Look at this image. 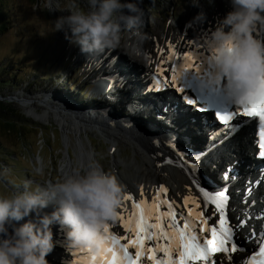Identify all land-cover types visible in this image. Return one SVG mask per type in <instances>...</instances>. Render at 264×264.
<instances>
[{"label": "clouds", "instance_id": "1", "mask_svg": "<svg viewBox=\"0 0 264 264\" xmlns=\"http://www.w3.org/2000/svg\"><path fill=\"white\" fill-rule=\"evenodd\" d=\"M214 5L215 0H207ZM231 10L220 17L204 46L207 55L206 79L225 87L236 108L249 107L264 97V0H228ZM143 0H87L81 10L77 0L66 7L70 14L54 21V31H63L70 45L86 56H98L120 45L121 32L140 35L143 26ZM201 7L200 0H191ZM207 20L200 11L193 18ZM22 189V190H21ZM119 177L93 162L84 169L44 185L22 187L10 196H0V264H49L48 254L54 249L52 226H66L67 239L73 248L90 250L94 255L107 251V229L118 219L125 195ZM50 205L55 209L45 211ZM29 218L24 223H19Z\"/></svg>", "mask_w": 264, "mask_h": 264}, {"label": "rangeland", "instance_id": "2", "mask_svg": "<svg viewBox=\"0 0 264 264\" xmlns=\"http://www.w3.org/2000/svg\"><path fill=\"white\" fill-rule=\"evenodd\" d=\"M37 2L38 5L32 6L29 0H13L12 8H16L15 13L12 14L13 22L9 30L0 36V59H3L1 62L6 64L7 68L14 66L17 70V77L20 73L23 77L22 81L13 79V82L19 85L17 89L12 90L9 87L2 89L0 92L1 98L5 100V98L14 97L17 101L14 104L36 120L25 116L35 127L24 128L25 140L19 146L11 145V140L4 135L2 136L3 141L12 146L13 151L17 154L15 155V163L7 166V171H4V175L0 176V196L12 195L15 190L21 187L19 181H30L31 187L34 188L38 185H44L46 181H55L62 177L61 169L65 162L72 160L77 165V155H80L81 151L79 143H82L87 151H92L90 153L97 157V161L93 162L102 166L106 171L114 172L117 176L118 172H123L134 177L133 169L126 167V164L120 166V169H117L113 164L114 156L118 157L120 155L122 160L126 162L134 158L131 148L127 145L120 143L118 148L121 151L114 152L112 147L102 142L95 133H81L82 137L78 138L67 130L63 129L61 131V126H59L58 131L56 125L44 122L36 117V113L44 112V107L41 104L45 105L46 103L40 97L46 96V94L55 95L52 100H46L47 103H59L60 94L62 97L72 98L77 103L80 102L79 104H87L83 107H88V110L91 108L110 109L115 113H119L120 116L126 117L128 113L135 112L134 109H126L129 105L125 106L124 103L122 106L120 104L125 99H132L130 94L126 95L127 98L123 93L115 94L117 95L115 99L117 103L115 104L110 102L113 98H108L107 105L99 106V103L95 102L96 98L102 101L105 99L102 95H97L96 90L93 89V76L88 74L89 70L85 71L86 68L82 65L83 55L78 47L69 44L63 31H54L53 28L55 19L70 13L67 10H48L49 5L53 8L63 9L67 6L69 0H37ZM200 2L201 7H195L192 5L191 0H143L142 7L144 8L145 17L140 35L123 30L120 45L114 51L116 54H120L119 58L123 59L124 62L128 60V62L143 67L147 64V59L150 58L151 54L154 58H157V66L159 67V63H161L162 67L166 69L165 72L172 78L173 73L170 72V69L173 66L170 67V61H173L174 55L179 56L172 53L173 45H178V47L186 45L187 53L193 50L196 55L200 52L206 55L207 49L204 44L207 35L210 34L217 20L231 10L228 0H215L214 5H209L207 0H200ZM77 5L81 10H85L87 9V0H77ZM200 11L207 14V20L204 23H198L193 19ZM259 30L262 31L263 29ZM259 30L257 35L260 32ZM184 53L186 52L184 51ZM201 59L203 60V57ZM104 60L108 63L107 59L100 57L101 62ZM89 63L90 66L96 64L95 61L91 62V59H89ZM173 63L172 65L175 64ZM33 82H39V84ZM168 91L170 90L168 89ZM178 96L182 97L181 95ZM46 98L50 99L49 96ZM130 101L133 102L132 106L137 107L136 114H138V108L141 107V104L137 103L138 101ZM22 104L27 105V107H21ZM124 106L125 109H123ZM164 106L167 105L164 104ZM128 117L132 118L131 116ZM133 117L139 119V125L142 127L146 124L153 125L165 135L170 133L167 129L171 127L165 126L157 119L153 120L151 116L146 120L141 116ZM142 119L146 122H143ZM171 129H174V127ZM174 130L189 141L186 135H182L183 132L180 129ZM196 132L195 134H197ZM88 136L91 138V144L88 141ZM191 141L193 142L192 139ZM23 147H26V149H23ZM67 147L72 159L67 157ZM189 148L200 154L198 161L204 158L203 163L213 156L212 154L202 156L204 148L194 149L191 146ZM234 159H236L235 156ZM11 169H14V174H17L18 177L10 173ZM53 208L51 209L54 210ZM27 219L29 218H25L23 221L26 222Z\"/></svg>", "mask_w": 264, "mask_h": 264}, {"label": "bare ground", "instance_id": "3", "mask_svg": "<svg viewBox=\"0 0 264 264\" xmlns=\"http://www.w3.org/2000/svg\"><path fill=\"white\" fill-rule=\"evenodd\" d=\"M142 6H143V3H142ZM257 36H258V38L264 39V29L262 31H260ZM202 47H201V49H202ZM173 49L176 50L175 54L179 55L177 63H179L180 66L182 64H188V63H192L194 65L195 64L203 65L204 60H205V56L207 55V53H206V55L204 54L205 55L204 56L203 54H201V52H200V54L196 55V53H194L193 50H191L189 52L192 54L193 58H192V60H189L188 58L184 57V51L187 52L186 51L187 50L186 45H182L181 47H178V45H175V46L173 45ZM94 57L95 56H91V58H90L91 62L94 61V60H92V59H94ZM202 57H203V60L201 59ZM170 62H171L170 67H172L173 61H170ZM206 70L208 71L207 68H206ZM206 74H207V72L204 75L199 76L198 74H194L191 71H187V73L185 74V83L191 87L193 92H195L196 89L198 88V84L200 81L205 82V83H210L206 79ZM100 86L101 85L99 83L100 90H104V89H101V88H103V86L102 87H100ZM129 90H131V89L128 88L126 91L122 92L123 95L124 96L129 95L128 94ZM168 92L170 94L169 99L174 98L173 97L174 95L170 91H168ZM97 93L98 92L96 91V94ZM111 96H114V98L110 102L113 104L117 103V101L115 100L117 95L112 94ZM164 96H165L164 97L165 99H163V100L168 101V95H164ZM103 98L106 99L104 96H103ZM126 98H127V96H126ZM110 102H108V103H110ZM176 102H179V105L183 108L184 112H188V116H187L188 120H186V117L178 118V119H182V120H178V122L181 123L182 126L178 127V126L174 125V129H180L183 132L182 135H186V137L189 138V141L185 140L181 135H179V133L176 130L171 129L173 127H171L170 129H167L170 131V133L167 135L174 138L173 141L182 142V143L186 144L187 146L193 147L194 149L195 148H205V146L203 144H201V142H200V140L204 138V135H206V134H204L205 129L203 128L205 123H202V121H200L199 117H198L200 114L197 112L196 109H194V111H189L188 108L186 106H184L181 103V101H178L177 99H176ZM124 103H125V106H127V105L131 106V107L127 106V108H126L127 110L128 109H130V110L134 109L135 110V112L132 111V112L128 113L127 114L128 116H131L132 118H134L133 116H141L142 118H145V120H146L149 118L150 115L151 116L153 115L152 116L153 120L156 119L155 118L156 114L148 111L150 109H146V108L145 109H139L138 108L139 113L136 114V112H137L136 108L137 107L132 106L133 102L131 103L130 98L128 100L125 99V101H122L120 104L123 106ZM50 104L52 105V109H53V112H54V115L56 117L58 124H60L64 129L75 130L77 133H81L85 130L86 131L88 130L87 129L88 124L98 123V124H100L103 132L109 133V138H112L111 140L113 142V145H115V144L119 145L121 142H128L129 145L132 146V148L134 149V158L132 160L126 162L125 160H122L120 155L118 157L114 156V161H113L114 163L113 164L117 169H120V166H122L123 164H126V167H128L129 169H131V170L133 169L134 177H131V175H128V174H124L123 172H118V176H119V179L121 180V182L125 185V188H126L125 195L126 194L132 195L133 199L137 202H139L141 200L145 201V207L148 210L149 214L151 215V219L149 220L150 223H157L155 221L156 217L163 215L164 220L162 222V225L164 226L165 231H170V229L167 227V225L169 223H171V218L167 215V213H169L170 211H174L176 213L177 223L179 224L180 227H182L183 223H184V218L188 216V209L189 208H193L194 212L203 210L202 203L199 199V192L197 189V183H194V179L186 175V171H185L184 167H182V170L184 173H181V171L173 168V165H171L168 168V166L171 164V160L166 155L167 154L166 152H165L166 153L165 154L162 150H159L160 154H159L158 158H155V156L157 155V152H158V150H157L158 145L151 144L152 138L147 136L145 133H143L142 126L139 125V123H137L136 125H133L131 128L126 127L125 129H122L117 124L113 123L114 119L107 118V117L95 116L98 113H94V117L91 118V120H87L85 117L83 119H79L78 117H76L75 119H72V118H68L67 115H65V112H63L64 110H62L59 107V105L53 104V103H50ZM134 104L136 105V103H134ZM164 104L168 105V103H164ZM21 106L23 108L27 107V105H23V104ZM125 106L123 109H125ZM199 107H201V106L199 105ZM159 110H161V109H159ZM29 112H32V111H29ZM141 114H143L144 116ZM166 115L168 117H170V116L174 117L176 115V113L173 111L170 112L168 110L166 112V114H162V118L166 117ZM36 117L41 119V120H44V118H45V117L41 116L40 114H36ZM193 118H196V120L192 122ZM157 121L160 122L161 119H159V120L157 119ZM208 121H210V120H208ZM147 123H150V122H147ZM198 127H200V130H202V133L195 134V131H198ZM243 138L247 139V142L250 145L252 144L253 136H251L249 133H247V134L244 133ZM191 139L193 140V142L191 141ZM81 144L82 143H79L81 153L78 157V164L75 165V163H73L72 160L65 162L62 165V169H61V173L63 176L72 174L74 172V170H76V169H84L90 163H92L91 159H90V157L93 158V155L90 153L92 151H90V152L87 151L84 148L83 144H82V146H81ZM231 147H235V149H234L235 151H233V153H235L237 157H240L239 155H242L243 158H241V159L246 160L244 158L245 157L244 153H248V150H247V145L243 142V140L239 139V137L236 136V141H235V143H233V145ZM163 148L166 149V146H163ZM224 150H225V148H224ZM84 152H88L89 155L84 154ZM221 153H223V151H221ZM227 153H228V149L226 148V152L224 153L226 155V157H228V154H229V153L228 154ZM219 155L220 154H216V156L213 155V156H211V158L209 160H207V159L206 160L211 161V159L214 157H220ZM67 157H70L68 152H67ZM233 157L234 156H232V161L234 160ZM203 159L204 158H202L199 161H198V159H196L199 166L204 165L205 162L204 163L202 162ZM213 160L214 159H212V161ZM222 165H223V163H221V162H216V163L213 162V164H212L213 168H212V166L210 168H204L203 173H205L207 176H211L212 175L211 172H215V170H217L219 167H222ZM241 165L242 164H240V166ZM235 171L231 172V173H233V174H231V177L237 175L235 173ZM135 174H136V176H135ZM239 179H240V176H238L233 181H230V182L225 181L224 184L228 183L229 185H231L232 183H236L232 188V191L235 194L236 191L238 193V190H239V187L241 184L240 182H238ZM161 188H166L167 191L163 192L160 190ZM141 189H143V193H144L143 196L140 195ZM262 190H263V187L261 188L260 191H262ZM242 194H243V191L239 195L241 196ZM185 197L194 198L199 203L200 208L199 209L195 208L191 201H188L186 204L185 203ZM243 198H244V195H242V197H241V200H240L241 202H242ZM154 203L159 204L158 210L151 207ZM164 203H166L165 206H164ZM169 203L172 204V209H169V206H168ZM121 205L122 206L119 208V213L123 214L125 219H127L129 216H132L133 212L135 211L133 209V201H128V200L123 199V202ZM55 207H56V205H50L47 209H45V211L48 213H51L53 211L51 208L55 209ZM205 215L208 216L209 220L213 219L212 213H211V215H209V213H205ZM132 219H133V221H135L136 219H138V216H132ZM24 222L25 221L22 220L19 223H24ZM64 227H66V226H64ZM52 230H53V238L55 241V247L46 257L47 260L49 261V264H87V260H86V256H85L86 251H81L80 249L73 248L71 246L70 242L67 239V235L64 232V230L62 229L61 225L54 224L52 226ZM109 230L119 232L121 234V236H128L129 238L134 237L133 233H130V232L125 230L123 223L119 219H117V221L115 223H113L109 226ZM200 233L205 234L203 232H199V234ZM240 233H242V232L240 231ZM168 243H170V241H167L164 239H160L158 242L153 241V240H148V241H146V246L147 247H152L153 245L162 246V245H165ZM157 254L163 256V253L157 252Z\"/></svg>", "mask_w": 264, "mask_h": 264}, {"label": "snow or ice", "instance_id": "4", "mask_svg": "<svg viewBox=\"0 0 264 264\" xmlns=\"http://www.w3.org/2000/svg\"><path fill=\"white\" fill-rule=\"evenodd\" d=\"M175 52L176 50L173 49L174 54ZM184 56L189 60L193 58L192 54L187 52L184 53ZM193 67L194 64L188 63L181 68L179 74H177L176 68L172 69L173 75L170 83L178 92L185 93V90L189 87L185 83V74ZM195 70L197 73L202 71L200 67H196ZM168 83L167 80L164 81L165 87L168 86ZM156 91H160L159 86H157ZM183 100L188 105L197 104L196 99L186 94L183 96ZM199 111L205 112L206 109L200 108ZM241 112L243 116L259 117L261 127L258 154L264 158V97L261 98L259 103L243 109L238 108L236 111H217L216 116L223 125H228L229 121L234 117H238ZM240 118L242 119V117ZM236 131L237 126H232L229 135ZM204 162L207 161L205 160ZM197 167V162L191 163L192 170H196ZM222 179L225 181L229 180L228 171L223 173ZM194 183L198 185V182L194 181ZM160 190L163 192L167 191L166 188H161ZM200 191L204 192L205 190L204 188H200ZM140 195H144L143 189H141ZM205 196L215 205L212 211L218 213L217 220L221 226L219 230L215 226V221L211 224L209 223L208 216L205 215L203 210L194 212L193 208H189L188 216L184 218L182 227L177 223V216L174 211L167 213L171 218V223L167 225L170 231H165L161 223H149L151 215L145 207L144 200L137 202L133 199L132 195L126 194L123 199L133 201V209L135 211L132 216H138V219L133 221L132 216L125 219L121 213H118V219L123 223L125 230L133 233L134 237L118 236L115 232L110 233L108 228L107 231L110 238L107 244V251L104 254L97 257L90 250H80L86 251L89 258L95 264H145V262L147 264H190V262H199V264H224L225 260L233 262L234 259H238V264H264V242L259 245V252H254L248 261H244L242 257L234 258L233 254L245 253L246 250L237 239L242 233L235 231L227 222L225 213L229 201L227 185L224 186L223 190L214 193L205 192ZM188 201H191L195 208H200L199 203L194 198L185 197L186 204ZM168 206L169 209H172L171 203ZM151 207L158 210L159 204L154 203ZM160 219V216L156 217L157 221ZM243 223V219L237 220V226ZM199 232L205 234L200 236ZM248 235L250 236L251 232ZM160 239L170 241V243L162 246H146V241L153 240L158 242ZM121 240L127 242L121 243ZM130 248L135 249V252H131L129 250ZM157 252L163 253V256H157ZM216 254L221 255L217 256Z\"/></svg>", "mask_w": 264, "mask_h": 264}, {"label": "water", "instance_id": "5", "mask_svg": "<svg viewBox=\"0 0 264 264\" xmlns=\"http://www.w3.org/2000/svg\"><path fill=\"white\" fill-rule=\"evenodd\" d=\"M40 98H42L43 100H45L44 103H46V104L45 105L44 104H41V106L44 107V112L43 113H36V114L43 115L45 117L43 121L44 122H48V123H50L52 125H56V129L59 131V126H61V125L58 124V122L56 120V117H55L54 112H53V109H52V105L50 103H47L48 101H46V100H52L53 98L52 97H50V99H48L46 97H40ZM0 100H4V99H0ZM5 100H7L9 102H12V103L17 102L14 97L5 98ZM58 100H59V103L56 102L55 104H59V107L62 110H64L63 112H65V115H67L68 118L75 119L76 117H78L79 119H83L85 117L87 120H91V118L94 117V113L87 112L86 110L82 109V107L74 106V105L71 104L70 101H67L66 99L65 100L62 99V97H59ZM60 103L63 104V105H61ZM14 106L17 108V110L22 115H24L26 117H30L33 120H35L33 117H31L30 115H28V113L26 111H23V110L19 109L16 105H14ZM89 113L91 114V117L89 116ZM95 116H98V117H107V118L114 119L113 120V123L117 124L122 129H125L126 127L127 128H131L132 127V126H125L124 124H121L112 115H104V114L98 113ZM43 121H38V122H43ZM63 129L64 128L61 126L60 127V130L62 131ZM87 129H88L87 131L85 130V131H83L81 133H86V134H88L89 132L95 133V134H97L99 136V138H100V140L102 142H104L105 144H108L109 146H111L112 147V150L114 152H116V150L121 151V149L118 148V146H119L118 144L113 145V142L111 140L112 138H109V133L102 131V128H101L100 124H98V123L88 124V128ZM64 130H66V129H64ZM67 131H69L70 133H72V135H76L78 138H81L82 137V134L81 133H77L75 130H67ZM143 133H145L147 136H149V137L152 138L151 144L158 145L157 146L158 152H157V155L155 156V158H158V156L160 154V151L159 150H162L164 153L166 152L167 154L166 153L165 154L171 160V164L168 166V168L171 165H173V168L181 171V173H184L183 170H182V167H184V169L186 171V175L189 176V177H191V178H193L194 181L198 182V186L199 187L202 186L201 188H204L205 191L207 190V185L205 184V182H204V180L202 178V173L200 172V170L197 171V172H196V170H192L191 169L190 162L187 161V160H189V158H187V160H184L181 157V155H180L181 154V146H180V144L172 143V142H170L168 140L161 139L158 136L153 135V134H151V133H149L147 131H144V130H143ZM88 141L90 142V144L92 143L91 142V138L89 136H88ZM66 143L68 144V142H66ZM121 144L127 145L128 147H130L131 150H132V152H133V157H134V149L132 148V146H130L128 142H121ZM64 146L66 148L65 143H64ZM163 146H166V149H164ZM67 152L69 153L68 147H67ZM84 154H88L89 155L88 152H84ZM69 156H70V153H69ZM93 156H95V155L93 154ZM78 157H79V155H77V159H78ZM90 159H91V162L92 163H93V161H97V157L96 156H95V158H91L90 157ZM77 164H78V161H77ZM200 196H201V200H202V203L204 204V206H207L206 202L203 199L202 192H201V195Z\"/></svg>", "mask_w": 264, "mask_h": 264}, {"label": "trees", "instance_id": "6", "mask_svg": "<svg viewBox=\"0 0 264 264\" xmlns=\"http://www.w3.org/2000/svg\"><path fill=\"white\" fill-rule=\"evenodd\" d=\"M31 1L32 6L38 5L37 0ZM13 0H0V36L9 30L10 25L13 22V15L16 11V8H12ZM3 59H0V92L5 87L10 89H17L19 87L18 83L13 82V79L22 81V74L17 77V70L14 66L7 68V65L1 62ZM12 64V63H10ZM18 82V81H17ZM39 84V82H33ZM0 99L1 93H0ZM15 104L7 100H0V176H3L4 171H7V166H10L11 163H15V155L17 154L13 151V147L7 145L2 139V136L8 137L11 141V145L19 146L23 143L24 139V128L35 127L29 119L22 115ZM26 147H23V149ZM14 174V169H11V172ZM13 177V176H11ZM19 185L22 187L23 182L19 181Z\"/></svg>", "mask_w": 264, "mask_h": 264}]
</instances>
